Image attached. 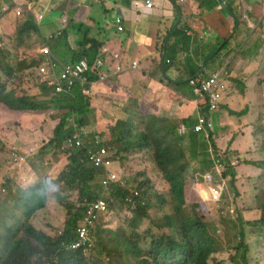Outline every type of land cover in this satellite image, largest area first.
<instances>
[{
    "label": "trees",
    "instance_id": "obj_1",
    "mask_svg": "<svg viewBox=\"0 0 264 264\" xmlns=\"http://www.w3.org/2000/svg\"><path fill=\"white\" fill-rule=\"evenodd\" d=\"M73 1L81 4L86 2L92 8H96L98 2V0ZM213 7H216V3ZM65 9L67 8H63V10ZM96 9H100V6ZM227 9L230 13L231 9L228 6ZM95 14L92 13V20L100 21ZM73 16L67 25L63 24L62 27L56 26V28L48 26L44 30L43 26L37 23L35 14L28 12L27 17L17 29L19 38L17 46L22 48L27 40L45 32L52 33L49 43L60 42L70 45L71 38L75 36L77 38V49H73L75 56L67 60L65 65H77L85 58L95 64L106 46L110 30L98 21L96 25L89 26L79 20L77 14ZM235 28L236 24L234 23L232 32ZM167 40L169 43L170 37ZM233 40L234 38L230 35L219 44L218 50L203 54L206 69L201 75L197 76L200 71L196 72L200 68H191L192 75H195L194 80H198V87H201L204 79L225 69L229 52L236 47ZM12 53L9 48L0 51V70L2 72L0 76V104L8 106L14 111L45 112L53 110L60 113L55 116L60 123L55 129L54 138L43 148L41 154L67 156L68 163L60 171L61 174L57 180L63 182L68 189L74 190L72 192H77L79 202L67 207L64 230L57 237H53L33 225L31 219L38 212L47 208L49 198L46 196L45 190L48 184L55 181L41 180L39 185L21 199L11 197L6 200L7 206L10 205H8L10 200L16 202V205L15 212L9 219L5 221L0 219V264H224L223 261L213 258L221 249L219 247L220 240L215 232L217 224L208 222L205 216L201 215L198 210L199 205L194 204L191 208L185 206L188 171L191 167L203 170L211 169L217 161L226 164L224 175L230 177L229 181L234 187V199L238 200V205L240 200L245 205L244 209L255 207L258 210L256 216L248 219L240 214L237 216L236 222L240 239L232 246L235 255L230 257V263L252 264V257L247 255L251 245L245 242L250 235V237L255 236L256 242L263 248L264 256V159H249L248 154L253 152L251 149L243 151L234 150L232 147L234 141H240L242 146L252 144L245 133L231 130L228 147L226 150H221L218 139L219 134L225 128L220 124L219 114L211 115L207 103V106L201 105L200 113L207 119L216 122L209 133L195 132L196 118L184 120L185 125L193 127L194 133L189 132L188 135H183L180 132V125L175 120L157 116L151 119L149 117L145 127L135 124L133 119H122L113 124L112 140L102 145L112 153L116 150L118 154L154 151L155 163L170 183V194L161 193L160 198L164 205L158 204V206L161 210H165L164 207L168 204L171 196L176 201L172 208L173 213L164 217L163 220L155 219L149 213V200L141 190L138 193L135 190L131 191L128 182L125 181L114 182L109 188L104 185L105 168L96 166L90 153V150L94 151L99 147L98 144L94 142L80 147L76 144L72 147L69 146V141L77 131L90 125V115L95 112L90 99L85 95L86 84L83 83V80H76L72 86L65 82L64 92L58 93L54 90L51 92L52 97L45 100L26 93L20 94L17 88H10L11 80L18 81L23 87V82L28 80L26 70L38 68L46 63V60L38 59V61L28 64L13 57ZM167 56L171 57L168 54ZM39 57L45 58L42 52ZM200 58V56L189 57L188 60L194 67ZM64 68L65 66L59 65L58 73L60 75ZM110 68L112 69L111 63ZM103 70L109 72L107 67H104ZM230 73L226 79L236 87L240 94H244L247 91L245 79L230 77ZM85 76H88V73ZM89 78L92 81L97 79L95 75H89ZM42 85L44 89L49 88L45 83ZM192 87L194 88V86ZM252 100L251 95H248L247 102L239 109L234 110L227 104L222 105V109L236 120L247 116L249 126L254 128L253 135L258 136L264 133V126L260 124L261 115L257 116V110L251 103ZM92 137L96 139L97 135H92ZM187 139L189 140L188 145L185 144ZM1 148L2 142L0 141V150H2ZM212 150L218 153V156ZM201 155L210 156L209 164L201 159ZM236 160L238 163H235ZM239 166L241 169L238 168ZM248 166L261 170L257 175L258 178L262 177L263 192L261 194V186L256 193L253 191H250L249 194L246 193L244 183L248 179L243 176V171ZM138 176L139 174L136 175V178ZM104 188L110 189L111 193L103 194ZM101 199L107 201L110 211L132 212L131 233L127 234L122 229L106 231L96 226L93 230L91 246L71 249L70 247L78 241L79 224L86 217L87 206ZM20 211H26L24 221H20L17 216ZM146 218L150 219V227L140 233L138 230ZM9 220H15L14 224L10 225Z\"/></svg>",
    "mask_w": 264,
    "mask_h": 264
},
{
    "label": "rangeland",
    "instance_id": "obj_2",
    "mask_svg": "<svg viewBox=\"0 0 264 264\" xmlns=\"http://www.w3.org/2000/svg\"><path fill=\"white\" fill-rule=\"evenodd\" d=\"M65 1L66 0H62L61 2H58V0H0V48L4 46L5 42L7 45L12 44L13 47H16L19 42L17 35L18 27L23 22V20H25L28 12L36 13L34 8L37 11H40V4L46 7V10L44 11V14L46 15L52 9V12L47 15V18L52 19V22L49 26L56 28V26L52 25L55 20V16H52V13L58 9L60 4L64 3ZM66 6L69 12V18H73V15L77 14L78 19L84 22L86 25L94 26L97 24L98 20L93 21V23L90 24L91 22L89 19H92V17L88 18L86 15V2L79 6L73 0H68ZM97 7H99L98 3ZM45 25L46 22L44 21V30ZM44 34L48 35L49 32H45ZM42 37V35L34 36L33 38L27 40V43L22 48L17 50V54L12 53L13 57H16L19 61L26 62L28 64H31L33 61H38L40 48L44 45ZM165 37L162 38L164 39ZM234 41L235 39L232 42L234 43ZM252 42L253 40L249 41V43ZM71 44L72 46L60 42L49 43L57 57L64 64H66L67 60H69L72 56H75L73 51V48H75L73 40ZM241 48L239 51H241ZM243 53L247 57L254 55L251 51V48L247 52H244L243 50ZM171 54L176 59L175 53L172 52ZM263 56L264 52H262L260 57ZM235 60H237L236 64H234ZM261 63H264V57L261 58ZM250 64H252L251 59L239 60L235 53L234 55H230L228 57L225 65L226 67L224 69L225 71L224 73L222 71V73L223 75L226 74V77L230 72V75L232 74V76L237 78L243 76L247 77L249 70L246 69H248ZM43 71H47V76H45ZM232 71H236V73H233ZM1 75L2 72L0 70V76ZM26 75L28 80L23 82V87H21V83L13 79L9 83L10 88H17L20 94L26 93L41 100L52 97L51 92L54 91V86H51L49 83L52 82L50 78L53 77V71L48 68L47 62L38 68L27 69ZM134 77L135 75H128L115 78L114 81L118 84H126L128 86ZM42 80L48 82V84L45 83L47 87H49L48 89H44V86L41 83ZM263 83L264 69H256L254 71L253 84L251 85L253 99L251 103L253 104V107L256 108L257 112L260 113L261 120L263 121L261 124L264 126ZM165 97L166 98L157 108L158 114L163 118H169L178 121L181 126V131L184 133V135H188L189 132L186 128L190 127L184 124V120H180L184 117H188V111L191 106L190 103L177 101V99L172 97V95ZM1 107L2 106H0V108ZM6 109L10 108L6 107ZM0 111H5V109H0ZM59 114L60 113L53 110L45 112L24 113H17L14 111L10 114L0 112V130H6L9 127L8 125H11L12 131H18L20 135L18 139H21V142H23L24 146L30 148L31 151L25 152L29 156L28 167L30 168L28 169L27 167V174L32 173L28 177L22 174L24 171L21 170V167H19L17 162L14 161L11 147L13 145L19 146V150L17 151L19 154H21L20 152L23 151V147L19 145V142L18 144L10 143L8 146L3 147V149L0 150V184L5 176L6 179L11 177L14 182L16 181L19 184V188L12 189L8 195L10 196L8 200L11 199V197H15L19 200L25 195L29 194L37 185H39L41 180L55 181L54 183L48 184L45 190V194L49 198L47 208L38 212L35 216H33L32 220L33 224L38 229L51 236L59 234L63 230V227H65L67 207L73 205V203L79 202L78 193L72 192L74 190H70V188L68 189V187H66L63 182L57 180L61 174L60 171L66 166V155L56 156L54 154H48L45 156L41 154L42 152L38 154L40 147L43 146L44 142H47L54 135L55 129L60 123V121L55 116ZM154 116H157V114L155 111H152L149 117L151 119ZM220 116L221 115H219V117ZM94 119L95 122L93 123ZM89 122L90 125L81 130L85 145H90L94 142L97 144L98 141L103 144L110 141V137L112 140L111 129L112 125L116 124L114 119L101 121L99 123V114L94 112L92 115H90ZM243 122H245V118H243ZM221 124L224 127L229 128L228 132L231 130L230 118H228L227 115H225L224 119L221 121ZM182 125H184L186 128H182ZM20 126L23 128H20ZM235 130L238 131L237 129ZM189 131L191 133V130ZM24 133H28L27 137H24L26 135L23 136ZM95 134L100 137V139H98V137L94 139L92 135ZM263 139L264 134L260 135L259 143L258 138L252 136L250 137V140L252 141V156L264 154L263 151H259V146H261ZM43 140L44 142L42 143ZM228 140L229 138L227 137L222 138L219 141V147L226 149ZM185 144H189L188 139L185 141ZM212 152L216 153L214 150H212ZM111 154L115 157V165H113L112 169L117 172L118 180H125V182H128L131 191L138 189L145 194L149 200V213L153 218L163 220L164 217L173 213L172 208H174L176 201L171 196L169 197L168 204L164 207L165 210H161L158 206V204H162V206L164 205V203H162V199L160 198V194H170V183L165 177H163L164 174L162 170L156 165L154 160V151H151L150 154H146V151L130 154H118V152L114 150V152ZM216 156H218V153H216ZM248 157L250 159L252 158L251 156ZM209 158L210 156L208 155H201V159L208 164ZM236 163H238L237 160ZM224 170L225 169L221 167L220 169H217V171L212 172L209 169L203 170L199 168H192L191 172L188 171V184L186 187L187 199L185 206L191 208L192 204H198L197 201L193 200H198L199 198H202L208 203L207 207L199 206L198 210L200 211L201 215L205 216L208 222L217 224V227H214L217 238L220 240L219 247L221 249L219 250L220 252L214 255V257H216L219 261H223L224 264H231L230 257L235 255V251L232 250V246L240 239L236 218L239 214L241 215V213L244 215V217H254L257 215L258 210L255 207H251L248 208L250 211H247L248 209H244L245 205L244 203L240 202V200L238 205V200L234 199V187L229 181L230 177H226L224 174H222ZM137 174H139V176L136 178ZM243 176H246L248 179V181L244 183L247 194H249L250 191L256 193L259 186H261L260 194L263 192V182L261 176L258 178V176L247 173L246 171H243ZM109 193H111L110 189H103V194ZM212 200L218 201L213 202ZM8 205L9 206H7L5 202V197H0V219L2 221L9 219V217H11L15 212L14 209L16 202L10 200ZM226 205L235 208V212L224 213L223 210L226 208ZM256 205L259 207L257 202ZM204 210L210 212H205ZM17 216L18 218L22 219H19L20 221H24L26 218V211H20ZM132 218L133 214L130 211H103L102 217L100 218L97 227H101L106 231H117L122 229L126 231L127 234H130L132 231L130 226ZM12 221L15 220H9V223ZM149 227L150 219L146 218L142 222L138 231L142 233ZM250 236L245 240L246 243H250L251 245V249L247 252V255L252 257V264H264L263 248L256 242L255 236Z\"/></svg>",
    "mask_w": 264,
    "mask_h": 264
},
{
    "label": "crops",
    "instance_id": "obj_3",
    "mask_svg": "<svg viewBox=\"0 0 264 264\" xmlns=\"http://www.w3.org/2000/svg\"><path fill=\"white\" fill-rule=\"evenodd\" d=\"M61 1L58 0V2ZM136 1H141L144 5L138 7ZM153 1L155 4L153 9L146 7V0H98L97 3L100 6L98 10L90 5L86 6L88 18L92 17V13H96L95 16L101 21L98 22L110 30L102 53L112 64V70L115 72L119 66L123 68V72L118 74L110 71L111 75L107 81L92 87L93 103L99 112V123L113 119L115 122L119 119H134L137 125L143 126L145 117H149L152 111L156 112L157 117L163 118L158 114L157 108L166 98L165 96L170 95L177 101L189 102L191 105L188 117L180 121L197 117L201 102L192 84L186 83L195 78L191 68H200L196 72L200 71L197 76L201 75L206 69L203 54L217 49L219 44L230 35L235 39L236 47L232 48L228 56L236 53L239 60L251 59L252 61L246 69L249 70V74L247 77L243 76L247 91L240 94L231 83V89L226 97L225 103L230 108L236 110L242 107L247 102L248 95L252 97L251 85L254 71L264 69V63H261V58L264 56L260 57L264 52V0ZM67 2L68 0L60 4L54 11L58 26H60L64 13L69 16V12L63 10L67 8ZM214 3H216L215 8ZM76 4L81 5L78 2ZM227 6L231 9L230 13ZM241 15L243 18L240 17ZM118 18L124 21V31L118 29ZM234 23L236 28L232 32ZM168 37H170L169 43ZM250 40L253 42L249 43ZM240 48L241 51H239ZM250 48L254 55L247 57L243 50L247 52ZM172 52L175 53L176 59L171 54ZM196 56L201 58L193 67L188 58ZM134 62L139 64L137 69L134 68ZM232 72L236 73V71ZM128 75H135L128 86L114 81L115 78ZM230 76L234 77L232 74ZM257 116L259 117L260 113L257 112ZM228 118H230L231 130L235 128L246 133L249 139L251 136L256 137L259 143L260 135H253L254 128L249 126L247 116L243 117L246 125L243 118L240 120L231 116ZM175 122L180 125L178 121ZM221 126L224 127L222 124ZM183 127L185 126L182 125ZM224 128L225 130L219 134L218 144L224 137L231 139L229 135L231 130L228 132L229 128ZM186 129L190 132L191 128ZM8 132V130H1L0 135H6ZM18 142L24 151H31L30 148L24 146L21 139ZM240 143V141H234L232 144L234 150L248 151L252 148L251 145L242 146ZM263 145L264 139L259 146V151L264 152ZM248 156H251V159L264 158V154L257 156L248 154ZM238 168L241 169L240 166ZM27 171L24 174L26 177L32 174H27ZM245 171L257 176L261 170L248 166Z\"/></svg>",
    "mask_w": 264,
    "mask_h": 264
},
{
    "label": "clouds",
    "instance_id": "obj_4",
    "mask_svg": "<svg viewBox=\"0 0 264 264\" xmlns=\"http://www.w3.org/2000/svg\"><path fill=\"white\" fill-rule=\"evenodd\" d=\"M3 1H6V0H3ZM148 1H150V0H146V3H147ZM151 1L154 3L153 0H151ZM221 2H223V1L221 0ZM137 3H141V1H136V6H138V7H142V6L144 5L143 3H141L140 5H138ZM154 5H155V4H154ZM39 6H40V11H37V10L34 8V10H35V12H36V13H34V14H35L36 21L39 23V25H42V26H43V22L45 21V22H46L45 27H48V26L50 25V23L52 22V19L47 18V15H48L49 13L52 12V9H51V11L46 15V14H44V11L46 10V7H45L44 5H42V4H40ZM146 7H147V5H146ZM147 8H148V7H147ZM153 8H154V6H153ZM153 8H148V9H153ZM30 9H31V7H30ZM65 11L67 12L68 10L65 9ZM54 14H55V13L53 12V13H52V16H55ZM87 17H89V16H87ZM240 17L243 18L242 15H241ZM118 19H119V18H118ZM118 19H117V20H118ZM121 19H122V18H121ZM89 20H90V22H91L90 24H92L93 21H94V20H92V19H89ZM69 21H70L69 16H68V15H65V13H64V14H63V18L60 20V27H62L63 24L67 25V24L69 23ZM85 22H86V21H85ZM87 23H88V22H87ZM52 25H53V26H58V19H57L56 16H55V20H54V22L52 23ZM117 25H118V23H117ZM123 26H124V21H123ZM118 29H119V27H118ZM124 30H125V27H124ZM119 31H120V30H119ZM42 36H43V37H42V41L44 42V45L40 48V52H42V53L44 54L45 58H40V57H39V59H45L46 62L48 63V68L51 69V70L53 71V77L50 78V80H52V82H53V81H60V82L62 83V85H64L65 82L69 84V81H68L67 79L64 78V75H65L67 69H68L69 67H71V68H76L78 65L82 64L83 62H87V64L89 65V69H88V70L82 75V78H76V79L74 80V83H75V81L78 80V79H82V80H83V83L86 84V88H85V90H84L85 95L90 99V102H91V105H92V108L94 109V111L97 112V114H99V112H98V108L95 107V106H94V103H93V92H92L93 88H92V87H93L95 84L103 83V82L107 81L108 78H109L110 75H111L110 71L113 72L114 74H118V73L123 72V68H122L121 66H119V67H118V70H116V71L114 72V71L110 68V63L108 62V59L104 56L103 53L101 54V57L97 60V62H96L95 64L90 63V62L87 60V58H85V59L79 61V62L77 63V65H65L63 62L60 61V59H59V58L57 57V55L55 54L54 50H53V49L51 48V46L49 45V40H50V38L52 37V33L49 32L48 35L42 34ZM76 39H77V38L74 36V37H72L71 40H70V45H71V46H72V44H71L72 40L74 41L75 48H73V49H77ZM47 47L51 50L52 55H49V54L45 53L44 49L47 48ZM6 48L11 49V51H12L14 54H17V53H18L17 50L19 49V47H18L17 45H16V47H13L12 44L7 45V43L5 42V43H4V46L0 48V51L4 50V49H6ZM99 62H102V65H100ZM169 62H170V61H169ZM59 65H63V66H65L64 71H63V73H62L61 75L58 73V67H59ZM138 66H139V64H138L137 62H134V68L137 69ZM104 67H107L109 72H105V71L103 70ZM222 71H223V73H224L225 70L223 69V70H221V71H218L217 73H215V74L211 75L210 77L204 79V80L202 81V83H201V87H198V86H197V82H198V80H194V79H192V80L190 81V84H192V86H194L195 93L198 95V98H199V100H200V102H201V103H200V107H201V105H203V106H207V105H209L211 115H213V116H215V115H217V114L221 115V116H220V122H221L222 119H224L225 115L229 116V114H228L226 111H224V110L222 109V105L226 104V103H225V102H226V97L228 96L229 91H230V89H231V82H230L228 79H226V74L223 75ZM43 72H44L45 76H47V71H43ZM87 73H88V76H85ZM89 75H95V76L97 77V79L92 81V80H90ZM216 75H221V79H222V80H221V83H222L223 85H225V88H224V89H218V90H216V91H214V92H204V91H203V84L206 83L207 81H209V79H211L212 77H214V76H216ZM52 82H50L49 84H51V86H54V85L52 84ZM41 83H47V84H48V82H47V81H44V80H42ZM74 83H73V84H74ZM88 85H89V87H87ZM69 86H70V84H69ZM54 90L57 91L56 86H54ZM64 91H65V87H64V90H63L62 92H64ZM57 92H58V91H57ZM62 92H58V93H62ZM214 93H219V94L221 95V97H220L217 101H214V98H213V94H214ZM206 103H207V105H206ZM0 106H2L0 109H5V111H0V112H4V113H7V114H10L11 112H14V110H12V109H11V110H10V109H6V107H8V106H6V105L0 104ZM214 106H216V107L214 108ZM8 108H9V107H8ZM16 112H17V113H19V112L24 113L23 111H16ZM148 118H149V117H147V118L145 117V122L143 123V126H140V127H145V125H146V120H147ZM194 118L197 119V124H196V126H195V132H197V133H209V131H210L211 129H213L214 126L216 125V122H215V121L213 122V121L207 119V118H206L204 115H202L200 112H199L198 116H197V117H194ZM202 118H205L207 123L205 124V127H204V129H203L202 131H197V130H196V127L200 124V121H201ZM166 119H169V118H166ZM119 120H122V119H119ZM133 120H134V119H133ZM172 120H173V119H172ZM93 121H95V120H93ZM117 121H118V120H116V122H117ZM260 121L263 122V121L261 120V118H260ZM134 122H135V120H134ZM135 124H136V122H135ZM210 124H212V126H210ZM260 124H261V123H260ZM8 126H9V127L6 129V130L9 131L8 134H6V135H0V141L2 142V148H1V149H3V147L8 146L10 143L18 144V141H19L18 137H19L20 135H19L18 131H12V130H11V125H8ZM20 128H23V127L20 126ZM190 130H191V134L194 133V132H193V127H192ZM0 131H1V130H0ZM180 132L184 135V133L181 131V126H180ZM27 134H28V133H24L23 136H24V135L27 136ZM54 134H55V132H54ZM262 134H264V133H262ZM82 136H83L82 131H81V130H78L77 133H76V134L74 135V137L72 138V140L69 141V146L72 147V146H74L75 144H76V146H78V147H80V146H84V142H83V137H82ZM97 137H98V136H97ZM53 138H54V135H53V136H52L47 142H44L43 146L40 147V150H39L38 154H40V152H42V149H43L45 146H47V145L49 144V142H50ZM98 139H100V137H98ZM110 140H111V137H110ZM97 144L99 145V147H98L96 150H94V151H91V150H90V153H91L92 160L94 161V164H95L96 166H100V167H104V168H105L106 175H105L104 180H103L104 185H105L107 188H109V187L111 186V184L114 183V182H124L125 180H118V174H117V172H116L115 170L112 169L113 165H115V158H114V156L111 154L112 152H110L108 148L104 147L99 141L97 142ZM11 149H12V154H13V157H14V161L17 162V165H19V167H21V170L24 171V173H22V174H25L26 171H27V167L29 166V162H28V157H29V156H28V154H27L24 150L20 152L21 154L17 153V151L19 150V146H17V145H13V146L11 147ZM91 149H92V148H91ZM221 150H222V149H221ZM103 151H105V153H103ZM150 152H151V151H150ZM150 152H146V154H150ZM133 153H136V152H133ZM38 154H37V155H38ZM54 155H56V154H54ZM88 155H89V154H88ZM98 155L101 156L102 159H103L102 162H100V163H98V161H97V159H96V157H97ZM56 156H57V155H56ZM44 157H45V156H44ZM65 158H67V156H66ZM262 159H264V158H262ZM237 161H238V160H237ZM67 163H68V158H67V161H66L65 164L67 165ZM235 163H236V162H235ZM222 166H224L223 168L226 169V164H225L224 162L217 161V162L215 163V165H214L211 169H209V170H211V172H212V171H217V169H220ZM65 167H66V166H65ZM65 167H64V168H65ZM64 168H63V169H64ZM189 171H190V170H189ZM224 171H225V170H224ZM112 173H115V174L117 175V177H116L115 179H112L108 184H106V183H105V180L108 179V177H109ZM222 174H224V172H223ZM162 175H163V174H162ZM163 177H164V176H163ZM194 178H195V177H194ZM45 181H47V180H45ZM187 184H188V179H187L186 187H187ZM196 184H197V182H196ZM14 188H15V189L19 188V186H18V184L16 183V181L14 182L13 179H11V177H9V179H6V176H5V178L2 180V182H1V184H0V197H5V201L8 200V198L10 197V196H8V195H9V193L12 191V189H14ZM134 190H135L137 193L139 192L138 189H134ZM186 192H187V188H186ZM186 195H187V194H186ZM186 199H187V197H186ZM193 201H197L198 204H199V206L207 207V205H208V203H207L206 201H204L202 198H199L198 200H193ZM212 201H213V202H217L218 200H212ZM102 202L106 205V209H105V210H102V211H99V210H98V211L96 212V216H97V218L94 219V223H93V224H88V226H86V222H87V218H88V216H89V211H90V209H91L93 206H95V205H97V204H99V203H102ZM194 204H196V203H194ZM194 204H192L191 207H192ZM198 204H197V205H198ZM230 209H233V210H230ZM108 210H109V209H108V206H107V201H105V200H103V199L98 200V201H96V202H92V203H90V204L87 206L86 217H85V219H84L83 221H81L80 224H79V228H78L79 238H78V241L70 247L71 249H74V250H76V249H81V248H85V247H87V246H91V245L93 244V236H92V234H93V230L95 229V227L97 226V224H98L100 218L102 217L103 211H108ZM109 211H110V210H109ZM204 211H205V212H210V211H207V210H204ZM223 212H224V213H227V212L234 213V212H235V208H233L232 206H229V205H228V206L223 210ZM241 215L244 216L242 213H241ZM244 218L248 219V217H246V216H245ZM19 219H20V218H19ZM25 219H26V218H25ZM25 219H24V220H25ZM20 220H22V219H20ZM32 220H33V217H32V219H31V223L33 224ZM14 222H15V221H12V222L9 223V224H10V225H11V224H14ZM33 225H34V224H33ZM83 229H86V230H87V233H88V235H89V240H88V242L85 243V244L81 243L82 240H83V237H82V230H83ZM63 230H64V228H63ZM63 230H62V231H63ZM62 231H61L59 234H57V235H55V236H53V237H57L58 235H60V234L62 233ZM80 243H81V244H80ZM218 252H220V251H218ZM218 252H217V253H218ZM217 253H216V254H217ZM213 258L217 259V258L214 257V256H213ZM217 260H218V259H217Z\"/></svg>",
    "mask_w": 264,
    "mask_h": 264
},
{
    "label": "built area",
    "instance_id": "obj_5",
    "mask_svg": "<svg viewBox=\"0 0 264 264\" xmlns=\"http://www.w3.org/2000/svg\"><path fill=\"white\" fill-rule=\"evenodd\" d=\"M138 5H140L141 3H137ZM148 8H153L154 3L150 0L146 3ZM118 26H119V30L120 31H124V26H123V20L121 18H119L117 20ZM45 53L52 55L51 50L47 47L44 49ZM100 65H102V62H99ZM89 69V65L87 64V62H83L82 64L78 65L76 68H71L69 67L64 75V78L67 79L69 81L70 86L73 85L74 80L76 78H82V75ZM221 75H216L214 77H212L211 79H209V81H207L206 83L203 84V91L204 92H214L218 89H224L225 85H223L221 83ZM52 84L54 86H56L57 91L58 92H62L64 90V86L62 85V83L60 81H53ZM221 97V95L219 93H214L213 94V98L214 101H217L219 98ZM216 106H214L215 108ZM206 119L202 118L200 121V124L196 127L197 131H202L205 127L206 124ZM210 126H212V124H210ZM103 153H105V151H103ZM98 163L102 162V157L101 156H97L96 157ZM224 167V166H222ZM117 177V175L115 173H112L108 179L105 180V183L108 184L112 179H115ZM106 209V205L102 202L99 203L95 206H93L90 211H89V216L87 218V222H86V226H88V224H93L94 223V219L97 218L96 216V212L102 211ZM82 237L83 240L81 243L85 244L88 242L89 240V235L87 233L86 229L82 230ZM80 243V244H81Z\"/></svg>",
    "mask_w": 264,
    "mask_h": 264
}]
</instances>
